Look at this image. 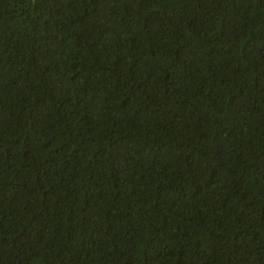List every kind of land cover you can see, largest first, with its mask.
Wrapping results in <instances>:
<instances>
[{
    "label": "trees",
    "instance_id": "obj_1",
    "mask_svg": "<svg viewBox=\"0 0 264 264\" xmlns=\"http://www.w3.org/2000/svg\"><path fill=\"white\" fill-rule=\"evenodd\" d=\"M0 264H264V0H0Z\"/></svg>",
    "mask_w": 264,
    "mask_h": 264
}]
</instances>
